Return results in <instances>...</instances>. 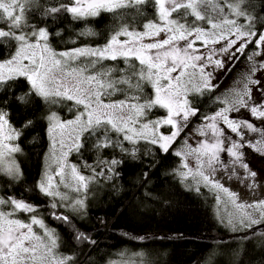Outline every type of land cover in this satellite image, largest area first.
I'll return each mask as SVG.
<instances>
[{
	"label": "snow or ice",
	"instance_id": "1",
	"mask_svg": "<svg viewBox=\"0 0 264 264\" xmlns=\"http://www.w3.org/2000/svg\"><path fill=\"white\" fill-rule=\"evenodd\" d=\"M258 8L264 10V0L261 4L223 0V6L216 0H0V51L6 53L0 58V264H74V256L57 252L60 237L39 215L40 205L14 191L24 180L17 162V154L23 155L21 140L34 122L27 120L17 127L13 111L30 109L37 102L49 107L45 119L51 152L49 167L26 191L47 197L51 218L67 225L78 243L96 244L76 227V221L87 215L90 185L101 179H118L126 159L137 160L142 147L146 156L151 155L149 145L168 154L190 118L198 115L201 123L194 131L200 139L193 147L186 134L184 146L172 153L182 159L175 174L185 182L191 178L187 186L197 193L203 184L227 197L225 203L235 211L221 216L219 222L230 232H243V240L260 234L264 200L240 203L238 194L214 179L218 170L227 172L229 168L231 179L239 167L244 170L242 182L247 180L253 190L258 186L256 172L245 162V149L264 155V123L257 127L249 120L230 118L231 113L246 109L251 117L264 122V88L259 87L260 80L252 79L258 70H264V62L255 60L264 53V30H256L257 25L264 29V16ZM121 9L132 10L139 17L150 10L155 19H146L142 30L121 24L100 46L59 52L51 46L50 40L61 35L57 25L65 18L72 23L86 22L102 12ZM29 15L38 23L30 22ZM240 19L243 24L238 23ZM201 22L208 27H201ZM161 34L163 39H159ZM77 35L97 33L85 28ZM221 41L226 43L217 50L215 45ZM253 42L256 48L246 57L250 67L237 82L239 87L227 96L215 97L223 107L213 114L201 113L193 99L219 87L213 83V73L226 69L222 57L226 54L229 60H239ZM233 47L235 51H231ZM76 61L81 63L73 66ZM104 61H120L123 66H105ZM252 86L260 92L258 103L252 98ZM62 106L72 118L62 119L51 110ZM225 128L235 134V140L226 135ZM245 132L255 133L256 138L246 139ZM82 150L94 152V163L69 162V156H79ZM107 150L122 158H107L103 155ZM225 153L227 164L221 158ZM189 158L195 161L194 168L189 166ZM81 166L90 174H82ZM216 199L221 202L220 195ZM20 213L26 214L27 222L17 218Z\"/></svg>",
	"mask_w": 264,
	"mask_h": 264
},
{
	"label": "trees",
	"instance_id": "2",
	"mask_svg": "<svg viewBox=\"0 0 264 264\" xmlns=\"http://www.w3.org/2000/svg\"><path fill=\"white\" fill-rule=\"evenodd\" d=\"M256 3L261 4V0H256ZM256 11L264 16V10L258 8ZM28 19L35 21L31 15ZM146 19H155L150 10L144 17L136 16L132 10L121 9L116 13L102 12L100 17L86 22L72 23L65 18L57 25L61 35L54 36L50 43L58 50L96 47L106 43L107 37L119 25L142 29ZM85 28H91L97 35H77ZM256 30L262 31L259 25ZM5 55L0 51V58ZM103 63L105 66H113L114 63L123 66L120 61ZM193 103L203 114L220 106L214 98L208 99L206 94L195 97ZM51 110L60 115H72L65 110V106ZM48 113L49 107L39 102L30 109L17 107L13 111L17 127L27 120L34 122L25 130L21 140L23 155L18 154V159L24 180L14 191L23 193L30 202L40 205L39 215L60 237L59 254L74 256V264H109L115 260L118 264H264V244L261 243L264 233L263 237L243 240V232H230L219 222L215 209L217 193L207 187L200 188L199 193L190 189L174 171L180 168V157L173 155L172 149L168 154H161L150 145L151 155L146 156L142 147L137 160L126 159L118 179H101L90 185L87 215L76 221V227L89 234L96 244L75 241L71 229L67 225L61 226L49 215L48 198L35 191H26L34 186L46 167L50 147L45 119ZM103 155L109 159L112 155L122 158L119 153H111L110 150ZM70 159L78 165L82 162L92 164L95 154L82 150L81 155L72 154ZM81 172L90 174L82 166ZM65 214H68L67 211ZM17 217L27 221L26 214L20 213ZM260 230L264 231V226Z\"/></svg>",
	"mask_w": 264,
	"mask_h": 264
},
{
	"label": "rangeland",
	"instance_id": "3",
	"mask_svg": "<svg viewBox=\"0 0 264 264\" xmlns=\"http://www.w3.org/2000/svg\"><path fill=\"white\" fill-rule=\"evenodd\" d=\"M216 2L220 3L221 6H223L222 0H216ZM202 11H203V9H202ZM224 12H225V14H227V12H228L227 8L224 9ZM189 20H191V18H189ZM238 23L243 24L244 23L243 19L238 20ZM200 26L204 27V28L208 27V25L205 24L204 22H201ZM138 30H142V29H138ZM262 30H264V29H262ZM163 38H164V35L161 34L159 39H163ZM121 39H123V37H121ZM146 42H149V41H146ZM225 43H226V41H221L220 43L215 45V48L218 50ZM199 46L200 45L198 43L197 47H199ZM236 46L238 47V44ZM255 48H256V46H255L254 42L249 44L248 47L245 49L244 54L239 56V60H229V58L226 54L222 57L225 65H226V69L225 70H216L213 73V76H214L213 83H218L219 87L214 92L205 93L206 95H208V99L214 98V101H217L215 99L216 96H227L231 93V91L234 88L239 87L237 82L239 80H241V78L246 73H248V70L250 67L249 62L247 61L246 57H247V55L254 52ZM55 50L58 52L64 51V50H58V49H55ZM201 50L203 51V49H201ZM231 51H235V47H233L231 49ZM255 60L257 61V63L264 62V53H262L261 56L255 57ZM80 63H81V61H76L73 63V66H77ZM229 66L231 67V70L227 71V68ZM252 79L260 80L261 84L259 87L264 88V70H258L252 76ZM117 98H120V97H114V99H117ZM252 98L257 103L260 101V92L257 91V86H252ZM190 99H192V97H190ZM217 102L220 104L219 108L223 107V104L220 101H217ZM193 105L195 106L194 103H193ZM217 110H215V111H217ZM215 111H211L207 114L211 115ZM159 114L160 113L157 112V115H159ZM60 116L62 119L72 118V115H60ZM230 118H235L238 120H249L250 122L256 124L257 127L261 126V124L264 123L261 121H257L255 118L251 117L250 113L246 109H241L239 112L231 113ZM200 123H201V120H200L199 116L190 118L188 127L185 129L184 132L181 133V136L176 140V142L173 143V145L170 149H172L174 152L178 149H181L184 146V137L186 134L189 137L187 140V143L191 144L193 147H195L196 146L195 141L200 139V137H199V134L196 133L194 130L198 125H200ZM220 126L225 127L223 124H221ZM162 131H165V134H167V132H168L167 129H162ZM225 133H226V135H231L234 140L236 139L235 134H232L227 128H225ZM245 138L246 139H255L256 134L245 132ZM50 152H51V145L49 147L48 154ZM221 158L224 161V163H226V164L228 163L229 158L227 157L226 153L222 154ZM68 159H69L70 163H73L70 159V156ZM180 159H181V157H180ZM17 162L19 163L18 154H17ZM245 162L248 163L249 168L252 171L256 172V183L258 186L254 190L249 188V186H248L249 182L247 180H244L242 182V180L240 179V178H243V176H244V170L239 168V167H237L235 169L236 175L232 176L231 179L229 178V176H231V172H232L231 168H229L227 172H225L223 169L218 170L215 173L214 179L219 181L229 191L238 194V197H239L238 202H240V203L251 204V203L259 201V200H264V155L256 153L250 149H245ZM181 164H182V159H181ZM188 164L190 167H193V168L195 167V161L192 160L191 158H189ZM48 167H49V156H47L45 170ZM180 168H181V165H180ZM58 179L59 178H57V180ZM189 183H192L191 178H189V180L186 182L187 185ZM202 187L204 188L206 186L201 184L200 188H202ZM207 188H209V187H207ZM61 190L63 191L64 189L62 188ZM217 195H220L221 202L216 203V205H215L216 212L220 218H221V216L227 217L228 214L234 212L235 210L233 209V207L230 204L225 203V201L227 200V197L223 193H217ZM19 219H21V218H19ZM25 222H27V221H25ZM34 231H36L40 235H43L42 230L36 226H34ZM263 233H264V231L260 230V234H258L257 236L263 237ZM111 264H118V260L113 261Z\"/></svg>",
	"mask_w": 264,
	"mask_h": 264
}]
</instances>
